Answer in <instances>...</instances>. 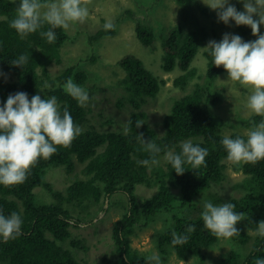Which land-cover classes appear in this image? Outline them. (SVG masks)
<instances>
[{
    "label": "trees",
    "instance_id": "obj_1",
    "mask_svg": "<svg viewBox=\"0 0 264 264\" xmlns=\"http://www.w3.org/2000/svg\"><path fill=\"white\" fill-rule=\"evenodd\" d=\"M184 7L197 5L204 13L207 10L197 0H177ZM19 5L12 0H0V106L6 103L10 94L25 92L29 100L39 94L41 98L56 96L60 111L67 108L74 124L81 129L69 148L58 146V150L49 159L41 158L31 169L24 183L13 186L0 185V212L10 215L18 213L22 220V235L15 240L3 242L0 238V264H80L74 252L62 245L72 238L71 226L74 218L65 204L79 201L100 203L102 199H112L116 194H126L129 198L128 209L123 218L113 228V240L117 257L105 259L106 264H146L150 255L139 253L132 248L131 239L138 227H150L161 217L167 215L168 227L156 233L155 245L160 254V261L176 258L177 263L196 259L197 264H205L210 249L219 242L207 229L202 220V207H196V198L209 191L214 184L225 180L223 160L227 158L221 140L225 136L211 107L220 104L223 95L214 91L212 83L227 71L216 67L213 58L206 51L208 60L207 84H197L195 89L172 105L170 113L164 117L165 135L144 123L136 128L137 120L145 121L147 115L141 109L150 99L156 98L165 81L149 70L142 59L135 54H128L119 61L125 71L121 88L125 98L134 107V112L127 124V132L99 130L89 124L90 109L81 107L78 102L63 90V85L71 78L79 86L84 85L90 75L87 71L71 66L60 75L53 77L50 67L61 64L63 46L70 40L67 30L55 29L57 39L49 43L39 31L21 38L12 29L10 21L16 16ZM113 30L103 27L90 37L93 43L117 34V25ZM243 41L249 42L252 30L248 26H237ZM261 28V26H260ZM47 30V26L44 29ZM137 37L147 48L156 41L153 27L137 24ZM255 37V36H254ZM205 34L201 31L185 32L181 27H172L163 36L162 47L165 52L164 70L167 73L179 69L181 75L174 83L186 91L197 78V69L193 63ZM223 39V38H222ZM220 39L218 42H220ZM28 55V63L23 67H13L10 63L20 55ZM262 117L253 118L259 123ZM253 124V123H252ZM142 134L146 141L153 140L161 152L160 161L165 153L172 150L181 152L180 144L191 141L208 150L206 163L197 170L185 164V173L177 175L171 163H158L151 171L139 159H150L149 153L138 139ZM245 138L234 134L230 138ZM73 158L85 165L86 179L75 181L66 194L56 191L46 181L50 169L63 165H72ZM138 161L140 163H138ZM246 178L239 183L243 196L232 198L227 203L235 205L236 212L244 213V220L236 227L239 234L234 236L233 247L216 258L215 264H254L257 257L264 258V237L252 236L249 231H256L257 224L264 221V160L255 165L244 164ZM145 184L156 188L150 198L140 201L136 188ZM45 187L57 202L44 203L38 200L34 190ZM178 189L179 193L174 192ZM188 226L195 231L186 233ZM187 234L188 243L173 246L172 232ZM251 243L252 246H247ZM78 246L77 243H73Z\"/></svg>",
    "mask_w": 264,
    "mask_h": 264
},
{
    "label": "rangeland",
    "instance_id": "obj_2",
    "mask_svg": "<svg viewBox=\"0 0 264 264\" xmlns=\"http://www.w3.org/2000/svg\"><path fill=\"white\" fill-rule=\"evenodd\" d=\"M13 1V0H12ZM204 6V13L197 5L184 7L177 0H92L89 11L90 16L84 23L72 25L67 31L70 40L63 46L61 64L50 67L53 77L60 75L71 66L87 71L90 79L81 87L89 93L90 99L85 107L91 110L89 124H93L99 130L113 128L117 131L127 132V124L134 112L133 105L125 98V91L121 88V80L125 71L119 65V61L128 54H135L143 60L146 67L165 81L159 95L150 99L142 107L146 113V123L154 129L159 137L165 135L166 129L163 121L166 114L170 113L174 102L195 89L197 84H207L208 60L205 50L209 41H219L225 33L241 35L235 21L225 24L218 20L219 10L211 9L203 0H197ZM206 3L210 0H205ZM19 5L20 0H16ZM229 4L235 6L238 11H244L241 0H229ZM107 22L117 25V34L106 37L99 42L93 43L90 37L102 29ZM142 23L154 28L156 41L151 48L144 46L137 37V24ZM181 27L185 32L201 31L205 38L199 47L198 54L193 63L198 76L194 79L186 91L175 86V79L181 75L177 68L171 73L164 70L165 52L162 47L163 36L172 27ZM260 33L264 35V25H261ZM257 36H250L255 41ZM229 73L222 74L212 83L214 91L223 95L220 104L211 107L216 115L221 131L224 135L232 137L239 134L246 137L247 131L257 117L247 107L249 93L239 83L228 81ZM144 161L143 159H139ZM163 165L167 160L165 156L159 161ZM225 180L221 184H214L211 189L196 198V207H202L206 201L214 205L227 203L232 198L243 196V189L238 185L246 176L242 165H236L226 159L223 160ZM154 165H148V170ZM85 165L73 158L72 165H63L50 169L46 181L52 184L56 191L66 194L69 187L78 180L86 179ZM157 192L145 184L136 188V194L140 201L152 197ZM174 192L179 193L178 189ZM38 200L44 203L57 202L45 187L34 190ZM126 194H116L112 199L106 198L100 203L82 202V208L77 204L79 201L65 204L70 210L74 222L71 226L72 238L62 245L74 252L80 264H106L105 259L117 257L118 253L113 240V228L115 223L123 218L128 209ZM167 215L157 219L150 227H138L131 239L132 248L139 253L152 255L160 254L155 245L156 233L168 227ZM252 236L256 231H249ZM234 237L219 239L215 247L207 254L205 264H215L216 258L233 247ZM77 243L75 246L73 243ZM252 246L251 243L247 246ZM160 264H197L196 259L177 263L176 258L170 261H160Z\"/></svg>",
    "mask_w": 264,
    "mask_h": 264
},
{
    "label": "clouds",
    "instance_id": "obj_3",
    "mask_svg": "<svg viewBox=\"0 0 264 264\" xmlns=\"http://www.w3.org/2000/svg\"><path fill=\"white\" fill-rule=\"evenodd\" d=\"M16 3V0H13ZM217 12L218 20L226 25L235 21L237 26H248L252 34L258 38L245 42L239 35L225 33L220 42L209 41L207 47L201 48L213 58L216 67L229 73V80L237 82L249 93L247 107L257 116L262 117L259 123L253 122L242 137L230 138L225 135L221 143L226 150L227 160L236 164H253L264 160V35L260 26L264 25V0H241L244 11L229 4V0H210L206 3ZM92 0H20L16 8V16L10 21V27L23 39L39 31L49 43L57 37L55 29L68 30L72 25L84 23L90 16ZM47 26V30H42ZM105 30H113L115 25L107 22ZM28 63V55L23 54L11 61L13 67L23 68ZM0 75H4L0 71ZM65 93L75 99L83 107L90 96L86 89L69 78L63 85ZM143 121L135 122L140 128ZM82 129L74 124L67 108L60 111L56 96L41 98L39 94L29 100L25 92L10 94L3 106H0V185L13 186L25 182L31 169L43 158L49 159L58 150V146L69 148L73 141L81 135ZM138 139L149 153L150 159L143 161L145 166L156 165L161 148L153 141H146L142 134ZM181 152L169 150L165 159L171 163L177 175L185 173L184 165L193 170L206 163L208 150L191 141L180 144ZM138 163H140L138 161ZM235 205L223 203L214 205L211 201L203 204L202 220L204 228L217 239H230L240 232L236 225L244 220L243 212H236ZM23 220L12 212L4 215L0 212V238L3 242L15 240L22 235ZM195 231L188 226L186 233ZM256 234L264 237V221L257 224ZM187 234L172 232V245L183 246L188 243ZM146 264H160L157 254L146 258ZM254 264H264V258L257 257Z\"/></svg>",
    "mask_w": 264,
    "mask_h": 264
},
{
    "label": "bare ground",
    "instance_id": "obj_4",
    "mask_svg": "<svg viewBox=\"0 0 264 264\" xmlns=\"http://www.w3.org/2000/svg\"><path fill=\"white\" fill-rule=\"evenodd\" d=\"M159 134V133H158Z\"/></svg>",
    "mask_w": 264,
    "mask_h": 264
}]
</instances>
